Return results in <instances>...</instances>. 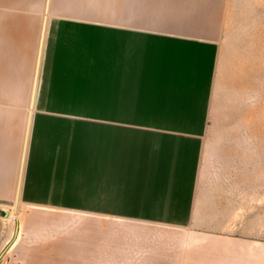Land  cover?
I'll return each mask as SVG.
<instances>
[{"label": "crops", "instance_id": "obj_1", "mask_svg": "<svg viewBox=\"0 0 264 264\" xmlns=\"http://www.w3.org/2000/svg\"><path fill=\"white\" fill-rule=\"evenodd\" d=\"M263 4L0 0V263L264 264Z\"/></svg>", "mask_w": 264, "mask_h": 264}, {"label": "rangeland", "instance_id": "obj_2", "mask_svg": "<svg viewBox=\"0 0 264 264\" xmlns=\"http://www.w3.org/2000/svg\"><path fill=\"white\" fill-rule=\"evenodd\" d=\"M258 1L260 2V0H258ZM261 6H262V11L264 13V4ZM112 8H113L112 4H106L105 5L106 15H109L108 13L112 12ZM106 22H111V20H106ZM259 60L260 61H258L257 63H259V64L263 63V65H264V52L261 53ZM251 69L253 71H255L254 72L255 73L254 80L257 81L258 84L256 86H254L253 90H250L249 94H250V96H252V94L254 93V95L256 96V93H258L259 102H260L261 101L260 100L261 93L263 94L262 96L264 98V67H262V68L261 67H257V68L255 67V68H251ZM263 104H264V99H263ZM259 109H260V107H259ZM236 117L237 116H232V115H224L222 117H215L214 123L218 125V128L220 130L213 132L212 134L216 135L218 138L220 137V138H225V139L231 138L232 136L237 134L241 138V136H240L241 133L229 130V129H232L231 125H233L235 123H241V119L237 120ZM260 118H262V116H260ZM248 135H249V139L258 138L259 140H264V113H263V131L248 133ZM11 203L12 202H10L9 204L11 205ZM7 209H8V211L7 212L3 211L2 215H3V217L8 215L9 216L8 220L11 223L16 222L17 220H20L22 218V215L24 214L22 212H14L12 207H8ZM2 220H3V218H2Z\"/></svg>", "mask_w": 264, "mask_h": 264}, {"label": "built area", "instance_id": "obj_3", "mask_svg": "<svg viewBox=\"0 0 264 264\" xmlns=\"http://www.w3.org/2000/svg\"><path fill=\"white\" fill-rule=\"evenodd\" d=\"M0 264H6L5 262H1Z\"/></svg>", "mask_w": 264, "mask_h": 264}, {"label": "water", "instance_id": "obj_4", "mask_svg": "<svg viewBox=\"0 0 264 264\" xmlns=\"http://www.w3.org/2000/svg\"><path fill=\"white\" fill-rule=\"evenodd\" d=\"M18 199V197L16 198V200Z\"/></svg>", "mask_w": 264, "mask_h": 264}]
</instances>
